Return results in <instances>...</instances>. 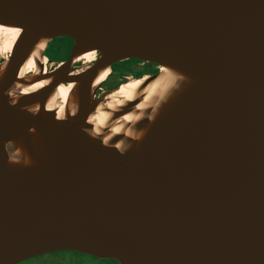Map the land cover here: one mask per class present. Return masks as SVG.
I'll return each mask as SVG.
<instances>
[{
	"label": "water",
	"instance_id": "1",
	"mask_svg": "<svg viewBox=\"0 0 264 264\" xmlns=\"http://www.w3.org/2000/svg\"><path fill=\"white\" fill-rule=\"evenodd\" d=\"M0 23L21 29L0 65V264H264V0H0ZM61 38L68 60L21 78ZM130 60L177 81L134 124L112 133L143 95L96 134L91 116L122 84L100 90ZM71 84L60 119L47 104Z\"/></svg>",
	"mask_w": 264,
	"mask_h": 264
},
{
	"label": "bare ground",
	"instance_id": "2",
	"mask_svg": "<svg viewBox=\"0 0 264 264\" xmlns=\"http://www.w3.org/2000/svg\"><path fill=\"white\" fill-rule=\"evenodd\" d=\"M16 28H10L7 26L0 27V51L3 55H6V59L9 58L10 53L13 50V46L18 38L19 32L15 31ZM45 43H42L36 47L32 52L31 57L25 63L21 71V78L27 77L29 74H38L39 67L37 62L41 61L43 64H47L43 59L42 52H44ZM4 57V56H3ZM96 60V52H88L83 54L77 59V62L82 66L85 64L86 68ZM158 76L151 83H147L150 80L151 75H144V78L129 77L127 81L123 82L116 92L111 94L101 103L96 112L91 116L90 122L94 125V133L99 134L100 130L105 128L109 122H113L115 119L112 114L116 109L122 108L127 102L135 100L140 95L144 96L143 101L134 109L132 113L122 117L116 123H111L112 133L118 134L123 127V123L134 124L140 119L141 113L151 103H154L155 99H162L172 88L177 81V76L168 68L158 66ZM79 72V71H78ZM81 72V71H80ZM110 75V70L104 71L100 77L96 80V85L104 83ZM46 84V81L36 83L28 88L22 89L23 93L35 92L42 88ZM147 85V86H146ZM73 84L61 85L56 89L53 96L50 98L47 109L57 111L58 117L64 118L66 103L71 96L73 90ZM144 87V88H143ZM100 260V259H99Z\"/></svg>",
	"mask_w": 264,
	"mask_h": 264
},
{
	"label": "rangeland",
	"instance_id": "3",
	"mask_svg": "<svg viewBox=\"0 0 264 264\" xmlns=\"http://www.w3.org/2000/svg\"><path fill=\"white\" fill-rule=\"evenodd\" d=\"M48 46H49V49L47 50ZM48 46L46 47L47 51H46V56H45V60L47 63H49V59L47 58V55L51 58V60H54V61H56L55 59L57 58L65 59L68 56L67 55L68 50L71 48V45L69 44L68 40L62 39V38L54 40V42L52 44L49 43ZM5 62H6V55H3L0 51V65H3ZM78 64H81V63L79 62ZM47 66L48 65L46 64L45 67ZM79 68H81L80 71L84 70L86 69V65L85 64L83 66L81 65V67ZM145 69L146 67H144L143 65H140L139 63H137V61L130 60L125 63H122V65H119L118 70H120L121 72L119 71V73H117L118 71H116L114 74L117 75L120 79L125 78V81L129 82L126 80L127 78L131 76L140 78L143 75V73L148 72ZM115 80H119V79H117L114 76L113 80L109 83V85H111L112 82ZM105 84H103L102 90H100V92L109 90L108 85L107 84L105 85ZM66 255L65 254H56V255L51 254V255L43 256L44 258H33L21 264H77L76 261H80L79 264H110L108 261L95 260L91 257H87V256L79 255V254L69 253Z\"/></svg>",
	"mask_w": 264,
	"mask_h": 264
},
{
	"label": "flooded vegetation",
	"instance_id": "4",
	"mask_svg": "<svg viewBox=\"0 0 264 264\" xmlns=\"http://www.w3.org/2000/svg\"><path fill=\"white\" fill-rule=\"evenodd\" d=\"M62 39H67L68 40V42H69V44L71 45V48L68 50V52H67V57L65 58V59H61V58H59V59H55L56 61H54V60H51L48 56V59H49V63H47V67H45V71L46 72H50V71H52V70H54L56 67H57V64L56 63H62V62H64V61H67L68 60V57L70 56V54H71V50H72V47H73V45H74V43H72V41L69 39V38H62ZM54 42V40L51 42V44ZM50 46V45H49ZM49 46L47 47V50L49 49ZM46 50V51H47ZM52 62V63H51ZM137 63H139L140 65H143L144 67H146V69L145 70H147L148 72L147 73H143V75L142 76H144V75H146V74H149V75H151V76H155V75H157L158 74V65H155V64H148V63H145V62H142V61H137ZM81 65L82 64H76V69L78 70V71H80V69L81 68H79V67H81ZM112 70H113V67H112ZM77 71V72H78ZM115 72L113 71V74H112V76L109 78V80L106 82V84L108 85V88L109 89H112V88H116L117 86H115L116 84H117V82H120V81H124L125 82V78H123V79H119V80H115V81H113L112 82V84L111 85H109V83L113 80V77L115 76L116 77V75L114 74ZM141 76V77H142ZM105 84V85H106ZM107 87V86H106ZM79 254V253H75V252H62V253H55V254H53V255H56V254ZM79 255H83V254H79ZM66 256H68V255H66ZM83 256H87V257H91V258H93V259H95V260H99L98 258H96V257H92V256H88V255H83ZM38 258H44V257H38ZM102 261H108L110 264H118L117 262H115V261H113V260H102ZM76 263L77 264H79L80 263V261H76Z\"/></svg>",
	"mask_w": 264,
	"mask_h": 264
},
{
	"label": "trees",
	"instance_id": "5",
	"mask_svg": "<svg viewBox=\"0 0 264 264\" xmlns=\"http://www.w3.org/2000/svg\"><path fill=\"white\" fill-rule=\"evenodd\" d=\"M70 40H71V39H70ZM71 41H72V40H71ZM47 56H48V55H47ZM48 57H49V56H48ZM49 58H50V57H49ZM50 59H51V58H50ZM52 59H53V58H52ZM57 59H59V58H57ZM131 61H132V60H131ZM135 61H138V60H135ZM126 62H127V61H126ZM122 63H125V62H122ZM122 63H117V64H115V65L113 66V71H114V72L118 71L117 73H119L120 70H118V66H119V65H122ZM126 64H127V63H126ZM120 72H121V71H120ZM146 75H149V74H146ZM111 76H112V75H111ZM111 76H110V77H111ZM116 78H117V79H120L117 75H116ZM123 82H124V81L117 82V84H116L115 86L118 87V86H119L120 84H122Z\"/></svg>",
	"mask_w": 264,
	"mask_h": 264
},
{
	"label": "snow or ice",
	"instance_id": "6",
	"mask_svg": "<svg viewBox=\"0 0 264 264\" xmlns=\"http://www.w3.org/2000/svg\"><path fill=\"white\" fill-rule=\"evenodd\" d=\"M4 25L2 24V23H0V27H3ZM15 31H21V29L20 28H16V29H14Z\"/></svg>",
	"mask_w": 264,
	"mask_h": 264
}]
</instances>
